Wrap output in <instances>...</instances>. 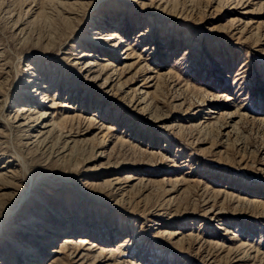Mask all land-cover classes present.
<instances>
[{"label":"rangeland","instance_id":"1","mask_svg":"<svg viewBox=\"0 0 264 264\" xmlns=\"http://www.w3.org/2000/svg\"><path fill=\"white\" fill-rule=\"evenodd\" d=\"M47 1L0 0V74L8 78L9 95L0 104L6 111L27 95L44 103L37 87L31 88L38 77L30 69L34 62L48 84L58 82L61 90L52 88L58 104L72 102L73 93L75 103L66 107L71 114L96 119L87 138L106 137L104 147L75 150L72 158L82 161L102 150L112 157L48 164L30 154L31 173L21 175L24 192L2 207L0 259L8 260L9 247L16 251L10 262L25 264L26 252L18 250L27 232L21 216L38 208V219L62 213L61 222L83 226L73 239L89 238L86 248H105L97 259L50 253L70 229L65 225L64 234L54 236L51 222H36V231L46 229L32 236L46 248L42 264L57 255L64 257L58 264H264V0H70L88 7L75 36L55 45L45 40L42 13L53 11ZM109 24L126 36L115 48L103 44L100 27ZM127 43L140 59H126ZM82 52L118 70L134 62L120 80L128 86L119 89L117 80L106 83L96 73L85 76ZM24 87L32 92L22 93ZM133 90L135 98L147 100L131 102ZM147 104L154 112L144 111ZM1 135L0 168L8 166L7 157L16 168V150L5 143L11 138ZM96 173L110 174L106 179L122 182L123 189L114 193L97 185L99 180L88 178ZM49 236L57 239L45 244ZM233 253L245 260L233 259ZM33 256L27 258L33 262Z\"/></svg>","mask_w":264,"mask_h":264},{"label":"bare ground","instance_id":"2","mask_svg":"<svg viewBox=\"0 0 264 264\" xmlns=\"http://www.w3.org/2000/svg\"><path fill=\"white\" fill-rule=\"evenodd\" d=\"M224 1L230 2V0H222V4H224L223 3ZM233 2H235L234 4L238 5V4H241L243 0H234ZM220 4L221 2L218 3V5ZM45 5L46 7L50 5L49 7L52 8L54 11V12L52 11L53 14H51L52 13L51 11H50L51 12L50 14L43 11V9L46 10V7L44 8ZM45 5L42 6V11L44 12L42 13L43 14L42 16L45 18L44 25L48 27L47 28L48 31L44 29L48 33V35L45 33L47 35L45 40L47 41L48 45H55V43H58V42L60 43L63 38H68V37H71L72 35L74 37L75 30L78 27H80V24L83 22V17L85 16V10L87 9L88 4L83 3L82 1H81V4L79 5V2H72L70 0H48L47 2H45ZM143 7L152 8V4L143 3ZM21 21L23 20L20 18H17L15 20V24L21 23L22 25ZM120 24L121 23L117 25L119 26ZM95 27H98V24L95 25ZM100 28L101 29L105 28V31H104L105 33L104 35H101V36L103 37V44H105L106 46L115 48L116 46L122 44V42L126 41L124 40L126 36L120 34V32H118V30L116 29L117 27H114L113 25L109 24L108 26H102ZM42 33L44 34V32ZM97 35L98 33H95L91 36V38L95 39V37L97 38ZM28 37H31V36L29 35ZM123 47H124L123 50H125L124 54L127 55L126 59L130 60V59H133L134 57H137V60L138 58L140 59L141 56L136 55V53L134 52V49L130 47V44L127 43ZM74 54H79V53H74ZM78 56H79L78 57L79 59H86L85 65L80 69L81 70L80 72H82L85 76H90V74L96 73L95 75L96 77L105 76L106 83H109L111 81L110 82L111 84L112 82L117 80L119 82L118 87L120 86L119 89H124L126 86H128L127 82H121L120 80H121L123 73L127 69H130L135 65L134 62L133 63L123 62V67L120 70H118L119 68L117 69L116 67L110 68L109 63L102 64L98 62L97 60L98 58L96 57L93 59H88L91 55H86V52H82ZM92 56H95V55H92ZM33 63L29 64L30 69H35V71H33V74H34L33 76H38V77L37 78L34 77L33 80H31V82L35 83V86L31 88L37 87L36 89H33V90L35 92H38V94L43 95L41 100L44 101V103L42 102L40 103L36 101L35 99H32V97H29L27 95L26 97H24L22 102H20L19 99L14 100L15 102L9 105L6 111L4 109L6 106H3L2 104H0V118L3 121V122H0V134L6 136L7 138L8 137L11 138L10 141H6L5 143L7 144L11 143L12 147L15 148L17 157L19 159V162H18L19 165L16 168H13V166L10 165L11 164V162L9 161L10 158L9 157L4 158L6 159L5 162H8V166L3 165V167L0 168V226L2 225L1 227L5 225V221L4 219H2L3 214H4L2 212L3 211L2 207H5L6 205L10 203L15 202L16 196H18L17 193L21 191L24 192L25 190V186L21 182L22 180L21 175L22 174L25 175L26 172H28L29 174L31 173L32 167L30 163L31 161L29 159L31 157V156L29 157L30 154L32 156L35 155V156L44 157L45 159L43 160L49 161L48 164L58 162L57 160L62 159V158L67 159V157L68 158L70 157L69 158L70 161L74 160L76 164L85 163V162H96L101 157H107V156L109 158L112 157L111 154L109 155L105 154L103 156V151L105 150H102L100 154L98 155L91 153L90 156L88 155V157H85L84 160L82 161H78L77 158L75 159L72 158L73 156L72 153L75 150L76 151L78 150L79 152H82V153L84 152L87 153L88 150L90 151L94 150L96 147H99L101 145H103L104 147V144H106V139H105L106 137H104L103 135V137L98 142H96L95 140L91 141L87 138L88 135L92 133L93 127L96 123V119L88 116L87 114H82V113L81 114H71L72 111L70 110V108H66V107H73L72 103H75V98H74L73 93L71 94L72 102L65 101L64 103L58 104L57 102L58 98H56L55 95L54 96L52 95L53 87H57V91L61 90L58 87V82L48 84V82L46 81L47 73L44 71L42 72L41 69L36 70L37 64L36 66H34ZM146 64L147 66L151 67L150 64L148 63ZM95 67H96V70H95ZM45 69H46V66H45ZM142 71L143 72L146 71V68L143 67ZM160 75L161 74L157 72L156 76L159 77ZM155 77L149 76L148 79H151L153 81ZM1 78L3 77H1V74H0V98L2 99V102H4L5 99L9 96L8 90L5 89L6 87L5 85L8 82V78H3L2 80ZM27 81L30 82V79H27ZM29 89L28 87H24V91H22V93L32 92V89L31 90ZM137 91L138 90L132 91L133 92L132 98H130L131 102L136 101V104L137 102L138 104L145 102V100H147L146 96L142 97L140 95L139 99L135 98L136 97L135 94H137ZM46 101H47V104L45 103ZM143 109L144 111L147 109L149 110L151 109L154 112L153 110L154 108H151L149 104L145 105ZM57 112H60V113H57ZM55 113L57 115H55ZM163 117L159 115L158 118L162 119ZM65 128L67 129L66 132L63 131ZM99 128H104V125L102 124L101 127ZM105 128L109 130L108 127H105ZM1 142L2 141L0 139V145H1ZM24 147H25L26 153H23V151L21 150ZM4 155H5L4 153H0V159L5 157ZM108 175H105V174L103 175L102 173H96V174H92V176H89L88 178L94 179L95 182L99 180V183H97V185L107 187L110 190H112L114 193L118 192L119 190L121 191L123 189L122 184H121L122 182H119L118 180L113 181V180L106 179ZM42 207L43 208L41 210H46L45 206H42ZM36 210H37L36 213L35 211L31 212L30 214H28L27 212L25 215L21 216L22 224H23L22 229L24 231L26 230L27 232H23L25 234L22 237L21 236L19 237V239H23V240L19 241L18 250L23 251L22 254L26 252L25 256L23 255L24 256L23 260L25 261V264H42L46 258V253H45L46 248L40 247L42 245L41 242L39 243L40 240L32 239V236L35 235V238L39 237L38 235L44 233V230L46 231V229L43 226H40L41 228L40 227L37 228L38 231H36L34 228L35 226H37L36 222H41L43 224H45V222L47 223L51 222L52 225L48 227L52 228L51 232L54 233V236L64 234L62 232V229H64L63 226L65 225H67V228L70 229V232L66 233L70 237H65L62 240L61 245L59 246V249L54 247L50 251V253H53V252L55 253L56 252H65V253L68 252L72 254L74 253L75 255L78 254L79 256H81L82 259H84V257L88 254H93L94 255L93 257L95 259L100 258L102 256L105 250L103 246H101V249L97 251L96 253H95L96 250L95 251L93 250L95 249L94 248L95 246L100 247L98 246L99 243L92 244L91 246H88V248H86L85 246L87 245V243L90 242L89 238L81 237L78 240L73 239L74 232H76L78 229L82 230L84 228L83 226L82 227L81 225L77 226L78 224L71 222V221H67L69 222V224L66 222H61L62 221L61 218L64 217L62 213H59L52 218L46 215V213H44L43 215L44 218L38 219L36 216H37V213L40 211L38 210V208ZM67 228H65V231ZM56 239L57 237L53 238L49 236V239L45 241V244L54 242ZM6 251L7 253L5 257H8V260L2 261L0 259V264H14V262L11 263L10 260L14 261L13 252H16V251H14L13 248H9V247L6 248ZM37 251H40V252H38L37 254ZM0 252L2 251L0 250ZM33 254L35 255L33 257H36V260L32 262L30 261L31 258H27V257L28 255H33ZM62 256H58V255L57 257L54 256L53 262L49 261L47 262V264H58V262L61 263L62 260L64 259V257ZM235 258H237L238 261L245 260L242 257H238L237 254L233 256V259Z\"/></svg>","mask_w":264,"mask_h":264}]
</instances>
